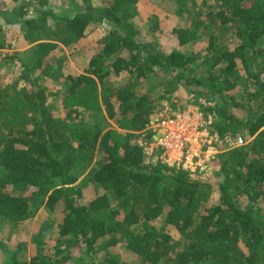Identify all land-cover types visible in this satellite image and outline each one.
Wrapping results in <instances>:
<instances>
[{"label":"trees","instance_id":"1","mask_svg":"<svg viewBox=\"0 0 264 264\" xmlns=\"http://www.w3.org/2000/svg\"><path fill=\"white\" fill-rule=\"evenodd\" d=\"M51 1L0 0V18L32 44L0 52L19 67L0 84V236L13 240L40 205L54 217L4 264H264V0H169L177 44L206 39L195 53L163 52L154 14L143 38L138 0H80L71 13ZM103 22L82 72L52 55ZM151 78L157 88L138 93ZM178 88L210 100L208 129L222 143L244 139L213 155L201 175L214 171L211 181L147 162L130 142Z\"/></svg>","mask_w":264,"mask_h":264},{"label":"rangeland","instance_id":"2","mask_svg":"<svg viewBox=\"0 0 264 264\" xmlns=\"http://www.w3.org/2000/svg\"><path fill=\"white\" fill-rule=\"evenodd\" d=\"M80 0H52L51 2L55 6L57 11H64L71 13L75 4L79 2ZM90 4L93 8H98L101 6L100 0H89ZM9 3V2H5ZM1 5V4H0ZM137 15L135 16V21L138 24V27L143 32L142 36L143 38H150L148 37V33H146L149 25L147 20V17L150 14H154L157 17V27H158V38L161 43V50L163 52L169 53L171 51H179L182 50L184 53H195L199 52L198 49L200 47H204V40L205 37H199L193 42H190L189 44H186L184 46H179L177 44V40L175 39V36L172 34L171 30L173 26L176 23L177 15L176 13H173V6L170 4L169 0H138L136 3V9ZM30 14V12H28ZM5 20L3 18H0V34H2L5 45L4 48L0 49V52H8L11 53L13 51H24L27 50L31 45H27L26 42L22 38V34H20L18 27L14 24H6L4 23ZM107 30V25L101 23L100 25H93L90 29L86 31V37H82L79 39H76L70 45L64 46L60 43L58 45L60 46L62 52H59V48H56L53 50L52 55L59 56L63 61L66 62L67 69L69 72L72 73H80L82 72L86 62L89 59V56L94 52V47L97 46V41L101 40L103 35L105 34V31ZM36 73V72H35ZM19 74V67L18 66H12L10 63H3L0 62V84L3 86L7 81L14 79ZM123 76V75H122ZM58 73H54L51 78L44 79V86L47 88L54 90L55 81L57 80ZM155 82H157V79L151 78L147 83H143L138 89V93H144L150 90H153V88H157L155 86ZM243 81L239 80V85L242 86ZM238 89L240 87L238 86ZM178 90V91H177ZM175 92H173V100H168L172 104H181L183 99L181 97H187L188 93L190 92L189 89H177ZM180 97V98H179ZM178 98V99H176ZM182 99V100H181ZM167 100V99H163ZM160 101H157V103H154L155 107L159 104ZM177 103V104H176ZM55 115H59V112L56 111ZM61 115H63L61 113ZM60 115V116H61ZM64 117V115H63ZM228 146V145H226ZM215 169V168H213ZM212 169V170H213ZM214 172V171H213ZM211 173H207L204 176H199L200 178H213L215 175ZM193 178H197L196 176H193ZM93 191H89L87 189L84 190V200L92 195ZM86 195V196H85ZM261 210H264V203L261 204ZM162 217L159 219L153 221L151 224L154 225L157 229H159V226L162 224ZM53 221V213L49 212V210L44 207L43 205H40L36 213L29 219H26L25 221H22L19 224L17 232L14 234L13 240L9 236L2 238L0 236V264H4L6 260L9 259V251L13 250L15 247L17 248L18 244H20L23 240H26L28 243L29 238L31 235V231L35 225L42 224L44 222ZM54 224V223H53ZM17 245V246H16ZM123 248V247H122ZM121 247H114L112 248V251L114 254L119 256V258L122 260H125L126 254L122 250ZM8 256V257H7ZM100 259H96V264H100ZM71 264V263H67ZM75 264V263H72Z\"/></svg>","mask_w":264,"mask_h":264},{"label":"built area","instance_id":"3","mask_svg":"<svg viewBox=\"0 0 264 264\" xmlns=\"http://www.w3.org/2000/svg\"><path fill=\"white\" fill-rule=\"evenodd\" d=\"M210 105V100L195 95L183 107L161 100L130 142L142 149L147 162L159 160L183 173L201 176L219 146L244 144L241 136L222 143L217 134L209 132L212 119L204 109Z\"/></svg>","mask_w":264,"mask_h":264},{"label":"clouds","instance_id":"4","mask_svg":"<svg viewBox=\"0 0 264 264\" xmlns=\"http://www.w3.org/2000/svg\"><path fill=\"white\" fill-rule=\"evenodd\" d=\"M190 95H191V94L187 95V96H188L187 101H185V102H183V103H181V104L174 105V104L170 103L168 100H167V101H168L171 105H173V106H175V107H179V106H180V107H181V106L183 107V106H184L185 104H187V102L189 101V96H190ZM161 100H163V99H160L159 101H161ZM154 105H155V104H154ZM154 105H153V108L155 107ZM149 115H150V114H149ZM147 118H148V117H147ZM146 121H147V120H146ZM145 123H146V122H145ZM145 123H144V124H145ZM143 127H144V125H143ZM143 127H142V128H143ZM142 128H141V129H142ZM141 129H139V130H141ZM139 130H138V131H139ZM138 131L136 130V131H135V134H136ZM237 136H239V135H237ZM235 137H236V136H235ZM235 137H232V139L235 138ZM133 138H134V137H133ZM133 138H132V139H133ZM132 139H131V140H132ZM230 139H231V138H230ZM131 140H130V141H131ZM224 146H226V145H224ZM220 148H221V146H219V147L217 148V151H219ZM217 151H216V152H217ZM191 176H196V175H191Z\"/></svg>","mask_w":264,"mask_h":264}]
</instances>
